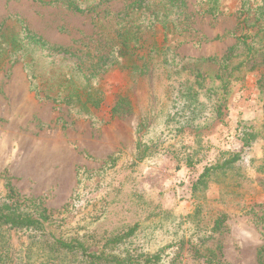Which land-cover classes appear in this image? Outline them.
<instances>
[{"label": "rangeland", "instance_id": "obj_1", "mask_svg": "<svg viewBox=\"0 0 264 264\" xmlns=\"http://www.w3.org/2000/svg\"><path fill=\"white\" fill-rule=\"evenodd\" d=\"M186 1L187 24L172 38L188 41L176 53L193 60L222 58L241 34L244 0H220L215 15L204 0ZM127 2L116 0L101 12L121 11ZM249 2L264 5V0ZM16 16L46 41L84 52L101 49L102 34L115 31L108 16L100 17L101 29L94 15L63 5L0 0V23ZM162 72L151 66L144 76L128 70L108 74L100 84L101 108L86 111L37 97L23 63L7 65L0 71V199L11 180L17 197L39 198L54 218L100 240L138 225L128 247L162 253L159 264H204L193 246L210 228L203 217L219 212L225 215L221 264H259L264 102L256 74L247 73L226 94L209 80L198 116H192L178 98L174 102L176 86ZM119 98L128 99L132 111L113 116ZM218 103L224 105L221 116ZM251 126L257 138L248 140L244 133ZM236 154L241 160L234 168L203 177L207 168ZM10 236L19 261L27 253V234L11 231Z\"/></svg>", "mask_w": 264, "mask_h": 264}, {"label": "trees", "instance_id": "obj_2", "mask_svg": "<svg viewBox=\"0 0 264 264\" xmlns=\"http://www.w3.org/2000/svg\"><path fill=\"white\" fill-rule=\"evenodd\" d=\"M45 6L63 5L77 14L94 15L95 27L103 29L102 18L113 20L115 31L99 38L104 49L84 52L64 48L46 41L16 16L0 23V71L7 65L22 62L29 78V90L41 99L55 105L81 108L86 111L102 106L100 84L105 76L115 71L128 70L146 75L153 66L162 69V76L174 84L182 110L192 116L200 102L201 91L208 81L217 84L226 94L234 84L242 82L247 73H255L256 86L264 102V5L244 0L239 11L241 34L236 43L220 58L187 59L176 53L187 43L182 37L173 40L181 27L187 24L186 0H129L118 12L105 9L116 0H31ZM207 11L215 15L220 0H204ZM102 15H104L102 17ZM108 16V17H107ZM111 16V17H110ZM102 17V18H100ZM106 36V37H105ZM105 37V38H104ZM161 39V40H160ZM101 46V44H99ZM216 64V71L206 69ZM217 104V103H216ZM217 114L223 112L218 103ZM195 106V107H194ZM215 106V103H214ZM191 110V108H193ZM264 108V105H263ZM132 106L128 99L119 98L112 115L129 114ZM264 131V129H263ZM248 140L256 139L255 127L245 133ZM247 140V139H246ZM250 144V143H248ZM248 146V145H244ZM240 155H233L222 164L207 168L203 177L234 168ZM2 173H0V178ZM11 180L5 182L8 193L0 199V264H159L162 253L147 254L130 248L138 225L124 233L106 236L101 240L94 234L74 228L54 218L39 198L24 199L15 195ZM208 219L210 227L195 243L197 259L204 264H221L223 259L222 225L225 215L218 212ZM21 231L29 240L25 259L16 261L10 232ZM264 264V247L258 255Z\"/></svg>", "mask_w": 264, "mask_h": 264}]
</instances>
